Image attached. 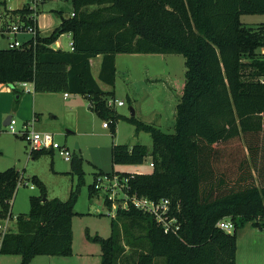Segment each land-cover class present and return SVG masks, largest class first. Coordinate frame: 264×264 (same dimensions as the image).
<instances>
[{
  "label": "trees",
  "instance_id": "1",
  "mask_svg": "<svg viewBox=\"0 0 264 264\" xmlns=\"http://www.w3.org/2000/svg\"><path fill=\"white\" fill-rule=\"evenodd\" d=\"M71 4V14L50 34L41 35L37 29L30 46L24 40L21 48L0 49V83L26 81L37 92L82 95L112 137L119 120L132 124L136 134L147 132L150 148L112 143L111 161L141 164L149 156L153 168L95 172L88 197L98 193V176L118 175L127 179L123 191L128 196L168 198L179 223L175 232L165 233L152 216L131 204L121 207L118 199L109 236L93 237L100 245L99 264H235L237 231L247 223L264 231V58L259 52L264 24L252 29L240 20L241 14H264V0H71ZM7 12L9 20L35 24L28 6ZM61 33L70 34L72 49L52 47ZM118 53L183 56L184 84L172 132L135 114H119L107 104L113 94L99 87L90 58L102 55L98 78L113 86ZM52 152L30 148L28 153L35 159ZM69 162L76 183L65 200L46 198L42 181L31 177L40 194L29 197L27 213L16 215V230L0 232V254L19 255V264H28L37 255L72 254L71 219L84 171L81 155L72 153ZM20 178L14 167L0 171V222L13 218L11 201ZM105 198L110 209L112 201ZM224 217L233 222L231 232L217 226Z\"/></svg>",
  "mask_w": 264,
  "mask_h": 264
},
{
  "label": "rangeland",
  "instance_id": "2",
  "mask_svg": "<svg viewBox=\"0 0 264 264\" xmlns=\"http://www.w3.org/2000/svg\"><path fill=\"white\" fill-rule=\"evenodd\" d=\"M7 4L11 0H6ZM3 0H0V12L4 9ZM18 3V2H17ZM16 3V4H17ZM6 5V6H8ZM29 3L24 5L29 7ZM36 8L39 9L38 26L43 21V16L49 17L52 22L58 21L60 15L57 11L64 14L72 9L71 0H44L38 2ZM37 10V9H36ZM7 12V10H6ZM36 12V11H35ZM8 13V12H7ZM4 19L8 14H3ZM9 19L5 20L7 22ZM241 22L257 29L264 24V14H241ZM51 33V32H50ZM48 35V34H41ZM30 37V35H18L21 41ZM10 36L0 34V49L7 48ZM59 44L62 48L69 47V38L67 33H61L58 36ZM117 72L115 75L114 94L108 97L110 99L122 100L123 105L112 106L119 114L130 115V108L135 107L142 110L144 114H151L153 107L149 101L153 96L161 94L163 88L170 83L174 85L179 94L180 80H184V59L181 54H156V53H118ZM155 78H160L156 81ZM148 79H153L150 83ZM166 80V82H165ZM173 81V82H172ZM155 82H158L155 84ZM134 93L137 99L135 103L129 99ZM173 92V90H172ZM171 92V93H172ZM130 96V97H129ZM180 96V95H179ZM177 99H171L169 106L173 111L163 117L168 119L167 123L160 128L165 132L173 131L174 111ZM51 111H44L39 121L32 125L31 129L39 132H50L54 139L62 146L67 147L72 153L81 155L83 160L84 183L80 186L77 201L74 205L75 214L71 219L73 234L72 254L70 256H49L37 255L28 264H99L100 245L93 239L94 236L106 238L111 232L110 220L119 205L122 192L118 191L115 196L114 207L109 209L106 204V194L103 189L92 197H88V184L93 180V174L101 171L103 173L111 172H147L150 170L148 156L141 164H112L110 148L112 143L120 144H146L151 146V138L147 132H134L132 124L119 120L116 124L115 135L112 137L109 128H103L104 120L99 118L95 112L88 107V100L82 99L79 94H72L64 100L56 94H51ZM74 99V100H72ZM17 101V99H14ZM147 100V101H146ZM155 106V104H154ZM55 115V117H52ZM16 123L14 125L16 132H11L5 125H1L0 135V171L8 167L16 168L21 175L15 194L11 201L12 220L2 222L1 232L16 230L15 217L18 214H25L30 209L29 197L39 195L40 190L36 184L31 181L32 176H36L42 181L45 187L46 198L57 197L61 200L68 198L70 189L75 186L76 176L70 173V162L61 156L57 149L52 153H46L38 158H32L28 152L30 146L24 140L18 130L22 129L21 121L13 115ZM154 123V121L152 122ZM156 125V123H154ZM169 126V127H168ZM242 144V141H241ZM105 202V203H104ZM4 224V225H3ZM125 245L124 240L121 242ZM125 250L129 254L130 249L125 245ZM19 255L0 254V264H19ZM160 264V261L156 262Z\"/></svg>",
  "mask_w": 264,
  "mask_h": 264
},
{
  "label": "crops",
  "instance_id": "3",
  "mask_svg": "<svg viewBox=\"0 0 264 264\" xmlns=\"http://www.w3.org/2000/svg\"><path fill=\"white\" fill-rule=\"evenodd\" d=\"M30 1L31 0H11L9 4H11L12 6H10L7 4L6 0H3L2 3L4 5L3 6L4 9L0 12V26L5 23V20L8 19V18L4 19L3 17V14H5L6 10L23 7L24 5L28 3L30 4ZM42 2H44V0ZM36 9L37 10L34 16L36 19L37 29L40 31L41 34H50V32L59 25V23L64 17H68L71 14V10H72L71 9L69 13H65V14L61 10L57 11V13L60 15V18L58 19V21L52 22V20L48 16L47 17L43 16V21L40 23V26H38L37 16L39 14V9L38 8ZM67 37L69 38V41H70L69 33H67ZM55 45H56V48L64 49L60 46L58 38L55 41ZM69 49H70V46L64 50H69ZM118 56L119 54L115 55V68H116L115 75L117 72V57ZM101 61H102L101 54L90 58L91 74L94 77V79L97 81L99 87L103 91L112 92V94H114V85L112 86V85L106 84L102 82L101 80H99L98 78ZM159 79L160 78H155L156 81H159ZM152 80L153 79H148L150 83H153ZM157 83L158 82H155V84ZM183 84H184V80L183 81L180 80L179 83H177V86H179V94L175 93V91H177L178 89H176L174 85L170 83V86L168 87L166 84L161 92V93L163 92L168 93L167 96L164 95V97H162V95L159 94V95L153 96L152 100L148 99V96L145 97V99L149 101V105L153 107L152 113L144 114L142 110H139V108L135 107L134 108L135 116L145 122L154 121V123H156V126L160 128L162 125L166 124L168 120V119L167 120L163 119V117H165L169 113L168 111H173L172 106H169V101L174 98L177 99V96H179L182 92ZM12 87H15L17 89L16 90L18 92L17 94H15ZM27 88L29 90L24 91L22 90L21 87L17 85L11 86L5 83H0V131H1V125L6 126L8 122L6 120V117L8 115H10L12 118H13V115H16V117L21 121V125H23L24 123L28 121H32V125H33L35 122L40 120L41 115L43 114L44 111H47V112L51 111V108H52L51 94H56L57 96H59L60 98L64 100H66L69 97V95H72V94H67V96L65 97L64 96L65 92H37V91H34L33 85L30 82H28ZM130 92L132 96L131 97L129 96L130 97L129 99L131 100V102L135 103L137 99L133 96L134 93L132 92V90H130ZM79 96L82 99H84L82 95H79ZM15 97L17 98V101L14 100ZM52 117H55V115H53ZM103 123H102V127L108 128V126H103ZM126 172H129V171H126ZM131 173H136V172L131 171ZM235 264H264V231H261L251 226L250 223L245 224L242 228H240L237 231L236 249H235Z\"/></svg>",
  "mask_w": 264,
  "mask_h": 264
},
{
  "label": "built area",
  "instance_id": "4",
  "mask_svg": "<svg viewBox=\"0 0 264 264\" xmlns=\"http://www.w3.org/2000/svg\"><path fill=\"white\" fill-rule=\"evenodd\" d=\"M43 0H31L29 8L33 10L32 18L35 21V24L29 25L26 24L24 21H21L20 19H12L8 20L4 24L0 26V33L5 36H10L7 48H21L23 47V41L19 40L17 38L18 35H30L26 39L27 46H30V40L33 39L36 35L37 31V25H36V19H35V11H36V5L38 2H42ZM70 49H72V41L70 39L69 42ZM259 52L261 56L264 58V45L260 47ZM261 81H264V78H261ZM28 82L26 81H19L15 82L13 85H17L22 88L24 91H28L27 88ZM68 93H64V96L66 97ZM117 105H123L122 100H116V99H110L107 101V104L110 106H113L114 104ZM16 121L14 118H10V120L7 122L6 127L13 133L16 132L15 125ZM103 126H106V123H103ZM32 128V121H28L22 125V129L18 130L19 133L22 134L24 140L28 143L30 148L33 149H57L59 154L63 156V158L66 161H69L72 157V152L69 151L67 147H64L60 145L55 139L52 133L50 132H39ZM148 167L151 169L153 168V163L151 160L148 163ZM126 178H120L118 175H101L96 178L95 187L98 189H103L105 192L107 198L111 201L115 200V196L118 193V191L122 192L120 202L121 207H127L129 204H131L134 208L138 209L139 211H142L145 214H148L154 218V220L160 224L163 228V231L165 233L168 232H175L179 228V223L176 219V217L171 214V207H170V201L168 198H160V199H150L145 196H128L123 191V187L126 186ZM112 207H114V203H112ZM4 222H9L8 219L3 220ZM2 221V222H3ZM4 225V224H3ZM217 226L227 232H231L234 225L230 218L224 217L220 219L217 222ZM0 228L2 229V224L0 222ZM0 229V230H1ZM1 232V231H0ZM3 233V232H2Z\"/></svg>",
  "mask_w": 264,
  "mask_h": 264
},
{
  "label": "water",
  "instance_id": "5",
  "mask_svg": "<svg viewBox=\"0 0 264 264\" xmlns=\"http://www.w3.org/2000/svg\"><path fill=\"white\" fill-rule=\"evenodd\" d=\"M52 47H53L54 49H56V45H55V43L52 44ZM130 115H134V110H133L132 107L130 108ZM10 118H11V116L8 115V116L6 117V120L9 121ZM44 199H45V197H43V200H44Z\"/></svg>",
  "mask_w": 264,
  "mask_h": 264
}]
</instances>
